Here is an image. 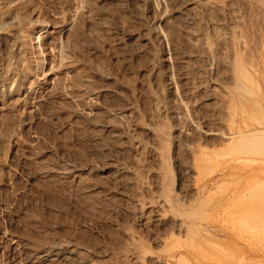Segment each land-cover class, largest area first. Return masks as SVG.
I'll return each mask as SVG.
<instances>
[{
    "label": "rangeland",
    "instance_id": "obj_1",
    "mask_svg": "<svg viewBox=\"0 0 264 264\" xmlns=\"http://www.w3.org/2000/svg\"><path fill=\"white\" fill-rule=\"evenodd\" d=\"M4 1L16 23H0V264H264V163L239 167L237 146L204 131L237 108L222 61L232 30L237 50L256 47L264 0ZM168 24L175 38L157 36ZM198 31L219 58L196 52ZM261 64L242 83L264 126Z\"/></svg>",
    "mask_w": 264,
    "mask_h": 264
},
{
    "label": "bare ground",
    "instance_id": "obj_2",
    "mask_svg": "<svg viewBox=\"0 0 264 264\" xmlns=\"http://www.w3.org/2000/svg\"><path fill=\"white\" fill-rule=\"evenodd\" d=\"M10 1V0H9ZM172 1H173V3H174V0H165V3H166V5L167 4H170V3H172ZM190 1H192V0H190ZM193 1H195V0H193ZM192 1V2H193ZM213 2H214V0H212ZM218 1V0H217ZM236 1V0H235ZM257 1V0H256ZM7 2L8 1H4V0H2V4L4 3H6L7 4ZM163 2V1H162ZM197 2V1H196ZM249 2H251V1H249ZM254 2V1H253ZM253 2H251V3H253ZM264 2V1H263ZM9 3V2H8ZM12 3V2H11ZM191 3V2H190ZM198 3H199V5H202V6H204L205 8H206V6L205 5H210L209 3L207 4V0H198ZM215 3V2H214ZM247 3V2H246ZM3 4V5H4ZM10 4V3H9ZM160 4V3H159ZM162 5H161V7L158 5L157 6V8H158V13H159V19H158V22H159V20H163L162 18H164L163 16H165V14H167L166 13V8H165V5L163 6V3H161ZM193 4V3H192ZM194 4H195V2H194ZM212 4V3H211ZM254 4H255V2H254ZM259 4L260 5H262L263 6V3L262 2H260L259 1ZM8 5V4H7ZM196 5H197V3L195 4V7H196ZM218 5H220V4H218ZM260 5H258L259 7H260ZM9 6V5H8ZM170 6V5H169ZM168 6V7H169ZM246 6V5H245ZM257 6V5H256ZM257 6V7H258ZM4 6H2V8H3ZM167 7V8H168ZM173 7V6H172ZM171 7V8H172ZM175 7V6H174ZM201 7V6H200ZM204 7H202V8H204ZM208 7H211L212 8V6H208ZM207 7V8H208ZM215 7V6H214ZM213 7V8H214ZM156 8V9H157ZM197 8V7H196ZM204 8V9H205ZM251 8V7H250ZM263 8H264V6H263ZM263 8H262V10H263ZM8 9H9V7H8ZM17 9V8H16ZM189 9V11H190V8H188ZM192 9H194V8H192ZM198 10H199V8H197ZM255 9V8H254ZM260 9H261V7H260ZM5 10H7V8L5 9ZM4 10V11H5ZM208 10H210V9H208ZM232 10V9H231ZM3 12V10H0V23H4V24H6V22L7 23H9V24H14L15 25V23H14V20H15V18H13V16L11 15V13L10 12H8V13H10V14H7L6 12ZM155 11V12H156ZM176 11H178V10H176ZM202 11V10H201ZM211 11V10H210ZM256 11H257V9H256ZM259 11V10H258ZM197 12V10L195 11V13ZM209 12V11H208ZM207 12V13H208ZM216 12V11H215ZM234 12V11H233ZM232 12V13H233ZM5 13V14H4ZM13 13H14V11H13ZM185 13V12H184ZM191 12H189V15H191V14H194V15H196V14H198V13H191ZM250 13V12H249ZM200 14V13H199ZM198 14V15H199ZM213 14V13H212ZM217 14V13H216ZM234 14V13H233ZM185 15V14H184ZM263 15L264 14H262V16H261V18H263L264 19V17H263ZM187 16V15H186ZM256 16V15H255ZM254 16V17H255ZM258 16V15H257ZM15 17V16H14ZM22 17V16H21ZM192 17V16H191ZM196 17H197V15H196ZM227 17V16H226ZM182 18V17H181ZM189 18H190V16H189ZM198 18V17H197ZM197 18H195L194 17V19H197ZM238 18V17H237ZM260 18V17H259ZM258 18V19H259ZM169 19H170V17H169ZM168 19V20H169ZM199 19V18H198ZM198 19H197V21H198ZM203 19V18H202ZM223 19V18H222ZM262 19V20H263ZM209 20V19H208ZM211 20V19H210ZM209 20V21H210ZM234 20H236V19H234ZM239 20V19H238ZM238 20H237V22L236 23H238ZM250 20V19H249ZM16 21V20H15ZM23 21V20H22ZM42 21V20H41ZM184 21V20H183ZM215 21H216V19H215ZM242 21V20H241ZM30 22H31V20H30ZM161 22V21H160ZM166 22V21H165ZM182 22V21H181ZM193 22V21H192ZM202 22V21H201ZM240 22V21H239ZM259 22H261V21H259ZM263 22H264V20H263ZM18 23V22H17ZM43 23V22H42ZM168 23V22H167ZM206 23V22H205ZM232 23V22H231ZM235 23V22H234ZM234 23L232 24V26L234 25ZM160 24V23H159ZM169 24H170V22H169ZM169 24H168V26H169ZM178 24V23H177ZM211 24V23H210ZM241 24V23H240ZM264 24V23H263ZM35 25H36V22H35ZM39 25V24H38ZM40 25H41V23H40ZM158 25V24H157ZM194 25V24H193ZM201 25V24H200ZM203 25V24H202ZM205 25V24H204ZM236 25V24H235ZM234 25V26H235ZM238 25V24H237ZM236 25V26H237ZM241 25H243V24H241ZM262 25V24H261ZM260 25V26H261ZM11 26V25H10ZM189 26V25H188ZM223 26V25H222ZM231 26V27H232ZM247 26H249L248 25V23H247ZM264 26V25H263ZM2 27V26H1ZM42 26H38V28H41ZM187 27V26H186ZM190 27V26H189ZM215 27H216V25H215ZM230 27V28H231ZM238 27V26H237ZM236 27V28H237ZM240 27V26H239ZM255 27V26H254ZM36 28V27H35ZM43 29L45 28V26H43L42 27ZM41 28V29H42ZM162 28V27H156V28H154L155 30V32H156V35L158 36H160V35H165V33H166V35H168L169 36V38L170 37H172V39H173V37L175 38V36H174V33L177 31V30H175L174 29V27H172L171 25L169 26V27H167L166 28V30H164L163 31V29L162 30H160V29ZM164 28V27H163ZM193 28V27H192ZM199 28H202V26L201 27H199ZM218 28V27H217ZM225 28V27H224ZM232 28H235V27H232ZM244 28V27H243ZM249 28V27H248ZM262 29H263V27H261ZM17 29V28H16ZM40 29V30H41ZM42 29V30H43ZM177 29V28H176ZM196 29V28H195ZM203 29V28H202ZM226 29V28H225ZM228 29V28H227ZM256 29V28H255ZM261 29V30H262ZM33 30V29H32ZM194 30V29H193ZM193 30H191L192 32H193ZM232 30V29H231ZM237 31L239 30V28L238 29H236ZM257 30V29H256ZM34 31V30H33ZM187 31H189V30H187ZM186 31V32H187ZM227 31V30H226ZM226 31H224V32H226ZM230 30H228V32H229ZM236 31V32H237ZM240 31L241 30H239L238 32L240 33ZM246 31V30H245ZM13 32V31H12ZM25 32V31H24ZM178 32V31H177ZM176 32V33H177ZM180 32V31H179ZM185 32V31H184ZM198 32H200V35L202 34V32L201 31H198ZM219 32V31H218ZM220 32H222V31H220ZM262 32H263V34H262ZM261 32V37L259 38V42H257V40H256V43L255 42H253V43H255V45H256V47L254 48V47H250L249 45H244V44H241V42H242V40H245V39H241V42H238V43H240L241 45H242V47L241 46H237V47H240V48H242L243 49V52H241V51H239V50H237V48L236 47H234V41H233V36L235 37L236 36V34H234L235 32L232 30V32L229 34V35H231V39L230 40H232V41H230L231 43H232V47H230V49H227V57H225L226 59H224V58H221V59H219V61L221 60H223L222 61V63H223V65L224 66H226V68L228 69V72H225L227 75H228V83H229V80H230V84H231V88H233L235 91L232 93V90H231V92H229V94L230 95H225V96H229V98L228 97H226V98H228V100L225 98V101H227V103H229V102H231V103H229V104H231V108L233 107L232 106V104L234 103V102H236L238 105H237V108L236 109H233L232 111V113H229V114H227V116H226V114L224 115V116H226V117H223L221 120H223L224 118H226V119H224L223 121H224V123L226 124V128H224V125H221L222 127H223V129H214V128H209V129H206V130H204L205 131V133L207 134V135H214V136H216L215 138H217L216 140H218L221 144H229V145H235V146H237V153H236V157L235 158H233V160H235L238 164H239V167L241 166V165H243L245 162L247 163V161H249L250 163H251V168L256 172L258 169H260V167L262 166V164L264 163V158H262L260 155V151L262 152V150H260L261 149V147H262V143H264V126L260 123V122H257V120H256V123H251L249 120H248V118H251L250 117V115L252 116V107L251 106H249L248 104H247V95L249 94V89H248V87L247 86H245L243 83H242V81L244 80V79H247V80H249V81H252V80H254L253 78L254 77H256V76H254L253 77V74H251L248 70H247V67L246 66H248V68H253L254 69V71L256 72V74H258L259 75V73H260V64L263 62V64H264V31H262ZM13 33H15V32H13ZM22 33V32H21ZM189 33V35L191 34L190 32H188ZM187 33V34H188ZM196 33V32H195ZM195 33H193V34H195ZM239 33H237V35L239 34ZM256 33V32H255ZM255 33H254V35H255ZM258 33H259V31H258ZM210 34V33H209ZM218 34V33H217ZM242 34V33H241ZM240 34V35H241ZM18 35V34H17ZM165 35V36H166ZM179 35H180V33H179ZM179 35H178V37H179ZM185 35V34H184ZM195 35H197V38H199V34H195ZM194 35V36H195ZM221 35H223L222 33H221ZM227 35V34H226ZM233 35V36H232ZM243 35V34H242ZM257 35V34H256ZM255 35V37L257 38V36ZM260 35V34H259ZM21 36H23V35H21ZM20 36V37H21ZM183 36V35H182ZM188 36V35H187ZM186 36V37H187ZM191 36L192 35H190V38H191ZM193 36V37H194ZM202 36V35H201ZM205 36H207L206 34H204V37L202 36L197 42L198 43H196L195 41L193 42V40H192V44L194 43V46H195V48H196V44L198 45L197 47H198V49H196V52L197 51H201V53L202 52H204L205 53V55L208 53V55H209V51H211V43H213L214 41H216L217 40V36L216 37H213V39H208L209 38V36L206 38ZM249 36H251V35H249ZM219 39H221V37H220V34H219ZM222 37H224V38H222V39H225V36H222ZM228 37V36H227ZM244 37V35L242 36V38ZM166 38V37H165ZM188 38V37H187ZM195 38H196V36H195ZM211 38H212V36H211ZM238 38H240V37H238ZM245 38V37H244ZM255 38V39H256ZM177 39V38H176ZM179 39H180V37H179ZM221 39V40H222ZM235 39L236 40H239V39H237L236 37H235ZM249 39H251V38H249ZM253 39V38H252ZM221 40H219V41H221ZM247 40V39H246ZM246 40L244 41V42H242V43H245L246 42ZM171 41H174V40H171ZM170 41V43H172ZM176 41H178V40H176ZM175 41V42H176ZM190 41V40H189ZM225 41V40H224ZM251 41V40H250ZM182 42V41H181ZM10 43V42H9ZM174 43V42H173ZM188 43V42H187ZM196 43V44H195ZM223 43H226L227 44V42L225 41V42H223ZM247 43H249L248 42V40H247ZM252 43V42H251ZM191 44V45H192ZM218 44V43H217ZM187 45V44H186ZM214 45H215V42H214ZM239 45V44H238ZM252 45V44H251ZM7 46V45H6ZM167 46V45H166ZM193 46V45H192ZM226 46V45H225ZM221 47V46H220ZM227 47H229V45L227 46ZM226 47V48H227ZM18 48V47H17ZM253 48V49H252ZM176 49V48H175ZM216 49V50H215ZM220 49H223V48H220ZM220 49H219V51H220ZM241 49V50H242ZM189 50H190V47H189ZM213 50H215V51H217L218 49L217 48H215L214 47V49H212V53H213ZM179 51V50H178ZM183 51V50H182ZM214 51V52H215ZM218 51V52H219ZM223 51V50H222ZM244 51H247V53L246 52H244ZM185 52H187V51H185ZM184 52V53H185ZM192 52V51H191ZM218 52H216L217 54H218ZM64 53V52H63ZM197 53H199V52H197ZM203 53V54H204ZM195 54V53H194ZM214 54V53H213ZM211 55L212 57L213 56H217V54H214V55ZM219 54H220V52H219ZM244 54H246V56L244 55ZM222 55V54H221ZM19 56H21V54L19 55ZM193 56V55H192ZM201 56V55H200ZM210 56V55H209ZM223 56H226V55H223ZM202 57V59H203V56H201ZM218 57V56H217ZM219 58V57H218ZM218 58H217V62H218ZM161 59V58H160ZM200 59V58H199ZM201 59V60H202ZM214 59H216V58H214ZM167 60V59H166ZM205 60V59H204ZM207 60V59H206ZM209 60V59H208ZM184 61V60H183ZM189 61V60H188ZM196 61V60H195ZM210 61H212V59H210ZM209 61V62H210ZM190 62V61H189ZM205 62H208V61H205ZM204 63V62H203ZM219 63V62H218ZM17 64V63H16ZM199 64V63H198ZM249 64V65H248ZM263 64H261L262 66H263ZM222 65V64H221ZM6 66V65H5ZM202 66V65H201ZM206 66V65H205ZM208 66V65H207ZM251 66V67H250ZM203 67V66H202ZM19 70V69H18ZM224 70H225V68H224ZM203 71V70H202ZM227 71V70H226ZM6 73H10V72H6ZM206 73V72H205ZM217 73V72H216ZM221 73V72H220ZM223 73V72H222ZM172 74V73H171ZM167 75H169V74H167ZM174 75V74H173ZM172 75V76H173ZM213 75H215V74H213ZM218 75V74H217ZM227 75H225V76H227ZM263 75V74H262ZM14 75L13 74H9L8 75V79H12V77H13ZM170 76V75H169ZM227 78H226V80H227ZM249 78V79H248ZM252 80H251V79ZM6 80V79H5ZM173 81V80H172ZM249 81H247V82H249ZM255 81V80H254ZM0 82H1V80H0ZM3 82V81H2ZM163 82H164V80H163ZM200 82V81H199ZM8 83V82H7ZM250 83V82H249ZM253 83V82H252ZM229 84V85H230ZM175 85V84H174ZM213 85V84H212ZM4 86V85H3ZM162 86V85H161ZM219 86V85H218ZM12 87V86H11ZM175 87V86H174ZM229 88V87H228ZM162 90V89H161ZM222 90H223V88H222ZM226 90H227V88H226ZM174 91V90H173ZM224 91V90H223ZM222 91V92H223ZM217 92H218V89H217ZM161 93V92H160ZM219 93V92H218ZM226 94H227V92H225ZM251 93V92H250ZM177 94V93H176ZM175 94V95H176ZM212 94V93H211ZM223 94V93H222ZM219 95L221 96V94L219 93ZM212 96H213V94H212ZM218 96V95H217ZM253 96V95H252ZM223 97V96H222ZM218 98V97H217ZM221 98V97H220ZM250 99V98H249ZM218 100V99H217ZM222 100V99H221ZM178 102H179V100H178ZM217 102V101H216ZM221 102V101H220ZM183 105H186V103L185 104H183ZM234 105V104H233ZM221 106V105H220ZM228 106V105H227ZM227 106H226V108H227ZM217 108H219V107H217ZM225 108V107H224ZM254 108V107H253ZM221 109V108H220ZM228 109L230 110V106H228V108H227V110H225V113H227L228 112ZM220 111V110H219ZM230 112V111H229ZM221 113V112H220ZM254 114V113H253ZM223 116V115H222ZM252 119V118H251ZM255 120V119H254ZM253 120V121H254ZM255 122V121H254ZM219 125V124H218ZM195 127H197V126H195ZM203 134V133H202ZM207 138V137H206ZM208 138H210L209 136H208ZM213 138V137H212ZM211 138V139H212ZM213 140V139H212ZM193 143V142H192ZM208 144V143H207ZM201 146V145H200ZM228 148V147H227ZM231 148V147H230ZM220 150H221V148H219ZM193 150V149H192ZM207 150V149H206ZM215 150V149H214ZM218 150V149H217ZM229 150H231V149H229ZM228 150V151H229ZM191 151V150H190ZM208 151V150H207ZM207 151H205V150H203V151H201L200 152V154L201 155H199V156H193V160H195V163H199V162H203L207 157H209L208 156V152ZM192 153V152H191ZM249 153H251V156H249L250 154ZM233 154H235V153H233ZM245 154H247V155H245ZM253 154V155H252ZM260 154V155H259ZM249 156V158H246V157H248ZM212 157V156H211ZM226 157V156H225ZM215 159V158H214ZM208 160V159H207ZM206 160V161H207ZM210 160V159H209ZM213 160V159H212ZM211 161V160H210ZM209 161V162H210ZM194 163V164H195ZM205 163V162H204ZM203 163V164H204ZM230 163H231V161H230ZM229 162H225L224 164H222L221 165V167L219 168L220 169V171H221V175H223V176H225V175H227V174H229L230 173V171H231V167L233 166L232 164H230ZM203 164H201V166L203 165ZM245 165V164H244ZM244 167V166H243ZM238 168V167H237ZM245 168V167H244ZM232 170H235V169H232ZM219 171V172H220ZM211 172V171H210ZM237 172V171H236ZM239 172V171H238ZM189 175V174H188ZM217 175V174H216ZM257 175V174H256ZM205 177V176H204ZM217 177V176H216ZM216 177L214 176V177H212V178H209V180H216ZM218 179V178H217ZM258 180H260V179H258ZM206 181V180H205ZM256 181V180H255ZM264 181V180H263ZM224 182V181H223ZM217 183V182H216ZM255 183H258V182H255ZM263 183V182H262ZM261 183V184H262ZM260 184V185H261ZM211 185V184H210ZM202 186V185H201ZM206 186H208L205 182H204V185H203V187H206ZM262 186V185H261ZM241 187V186H240ZM258 187H260L259 186V183H258V186H255V188L256 189H259V191L261 190L260 188H258ZM263 188V187H262ZM253 190H255V189H253ZM190 191V190H189ZM258 190H256L255 191V193L258 195L259 194V191L257 192ZM242 191L241 190H238V195H241L242 193H241ZM253 194H254V192H253ZM256 194H255V196H256ZM237 195V194H236ZM236 195H234V196H236ZM242 196H245V195H243L242 194ZM241 196V197H242ZM263 196V195H262ZM239 198V197H238ZM245 198V197H244ZM201 199V198H200ZM259 209V208H258ZM193 211V210H192ZM202 212V211H201ZM256 212H259V211H256ZM255 212V213H256ZM195 213V212H194ZM261 212H259V214H260ZM196 214V213H195ZM258 213H257V216L259 215ZM262 215V214H261ZM259 216V217H264V216ZM263 219V218H262ZM256 221V220H255ZM264 221V220H263ZM225 222V221H224ZM257 222V221H256ZM259 222H260V220H259ZM181 225V224H180ZM255 225H257V224H255ZM240 228V227H239ZM253 228H255L254 226H253ZM250 229V228H249ZM247 230V229H246ZM251 230V229H250ZM238 231H240V230H238ZM239 233V232H238ZM259 233H261V232H259ZM259 233H257V234H259ZM263 233H264V231H263ZM242 234V233H241ZM173 235V234H172ZM263 236V235H262ZM264 237V236H263ZM263 237H261V238H263ZM258 238V237H257ZM65 247V246H64ZM55 250V249H54ZM59 250V249H58ZM69 251V250H68ZM71 252H72V250H71ZM65 253V252H64ZM63 253V254H64ZM70 253V252H69ZM37 254V253H36ZM42 254V253H41ZM51 254H53V253H51ZM75 254V253H74ZM62 255V254H61ZM56 256V255H55ZM59 257V256H58ZM62 257V256H61ZM80 262V261H79ZM53 263H54V261H53Z\"/></svg>",
    "mask_w": 264,
    "mask_h": 264
}]
</instances>
